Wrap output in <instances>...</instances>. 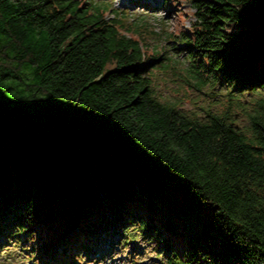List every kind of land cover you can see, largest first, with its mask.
<instances>
[{"label":"trees","instance_id":"trees-1","mask_svg":"<svg viewBox=\"0 0 264 264\" xmlns=\"http://www.w3.org/2000/svg\"><path fill=\"white\" fill-rule=\"evenodd\" d=\"M163 7L170 48L108 0H0V249L72 264L117 234L159 264H264V0ZM179 56L184 84L255 104L247 127L155 90Z\"/></svg>","mask_w":264,"mask_h":264},{"label":"rangeland","instance_id":"rangeland-1","mask_svg":"<svg viewBox=\"0 0 264 264\" xmlns=\"http://www.w3.org/2000/svg\"><path fill=\"white\" fill-rule=\"evenodd\" d=\"M113 1V5L115 8H124L127 6L129 11L131 12V16L134 17V13H139L145 16L144 20L147 23L152 24L157 31V36L152 35L150 36L151 42L152 40L154 42L158 43V47L162 44V46H166V48H170L173 42L172 40H168L166 38L167 32H173L176 33V30L174 31V25H175V17L172 12L167 10L166 8H161L160 5L153 6L155 8H158L155 12H153L151 9H147L146 7H143L142 5L133 4L132 2L136 0H108ZM158 4L162 3V0H157ZM156 1V3H157ZM180 2V1H179ZM184 3V2H183ZM180 8H182L181 2L179 5ZM174 9V7H173ZM130 17V19H132ZM192 17L188 15V17H185L184 20H182L181 25L184 27L189 26L191 22ZM165 22V25L163 24ZM187 29V28H185ZM156 37V38H155ZM168 41V42H167ZM182 46V44L180 45ZM180 60H182L181 63L174 64L176 72L174 73L172 69L167 68L166 71L162 72L158 70V73L155 74V90L159 93H162L164 97H168L173 100H178L179 105L183 107L184 110L190 111V110H198L203 111L205 109H209L210 107L212 109H216L217 111H224L226 109V106L228 104L229 109L235 113L236 115V122L238 125L241 126H248V118L247 115L244 113L243 109L245 111H250V109L255 107V104H248L246 107H243V109H240V107L236 106L234 101L232 99H229V96L227 95L228 88L226 86H204L201 88V90H197V87H190L184 83L185 80V60L183 57H178ZM158 88V89H156ZM257 92L253 93H245L242 96H244L246 99L245 101H252L254 102L257 99L256 96ZM117 237V234L115 236H112V241L115 243V240ZM143 242H146L142 240ZM131 242L127 245L126 248H121L123 253L122 255L126 256V253L131 251ZM120 246V245H119ZM138 248H140V251L144 247L142 243H138ZM104 248V246L102 247ZM112 250H115L117 252H120L118 250L117 245H112ZM21 253V254H19ZM106 254H108L107 251H105ZM116 254V255H115ZM121 254H117L112 252L109 256L113 260L114 264H132V261L130 258H123ZM25 254L20 251V248L16 245H11L10 248L4 249L2 251V255L0 254V261L2 264H34V261L36 259H29L28 257L24 256ZM83 259L80 260L82 264H102V259L99 258V255L97 252H87L82 254ZM94 257V258H93ZM140 259L143 260L140 264H157V260L159 261L160 258H162V254L158 255V258L155 257L154 251L151 249V246H146V248L141 252ZM139 259V260H140ZM77 262H74L73 264H80ZM139 264V263H137Z\"/></svg>","mask_w":264,"mask_h":264}]
</instances>
